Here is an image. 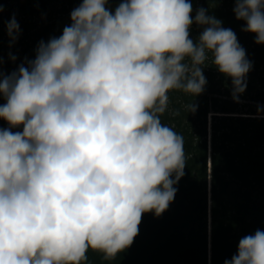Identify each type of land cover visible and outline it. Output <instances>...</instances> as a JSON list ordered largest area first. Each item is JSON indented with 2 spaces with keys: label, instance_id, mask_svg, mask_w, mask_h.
Instances as JSON below:
<instances>
[{
  "label": "clouds",
  "instance_id": "1",
  "mask_svg": "<svg viewBox=\"0 0 264 264\" xmlns=\"http://www.w3.org/2000/svg\"><path fill=\"white\" fill-rule=\"evenodd\" d=\"M108 3L81 0L35 59L0 70L9 125L0 129V264H84L90 249L106 259L124 252L145 213L168 209L184 175L183 137L160 120L168 93L201 95L209 53L231 78L234 102L246 91V51L207 9L193 20L189 0H121L114 11ZM234 3L242 31L264 44V0ZM193 23L203 27L196 42ZM7 30L14 42V16ZM224 264H264V231L242 237Z\"/></svg>",
  "mask_w": 264,
  "mask_h": 264
},
{
  "label": "trees",
  "instance_id": "2",
  "mask_svg": "<svg viewBox=\"0 0 264 264\" xmlns=\"http://www.w3.org/2000/svg\"><path fill=\"white\" fill-rule=\"evenodd\" d=\"M120 2L109 0L107 7L114 11ZM189 2L193 20L196 11L204 8L222 21V27L235 32L252 64L246 91L234 102L231 78L214 67L209 53L202 65L207 84L201 95L168 93V108L160 120L183 137L185 152L184 175L174 185L175 199L159 217L151 212L143 215L139 234L124 252L106 259L90 249L84 264H224L236 254L242 237L264 231V44L255 43L254 33L242 31L246 24L236 19L234 0ZM80 3L0 0V70L8 75L35 59L39 43L62 35ZM13 16L20 29L14 42L7 30ZM189 31L196 42L203 27L193 23ZM193 101L198 106L195 113L186 107ZM4 103L0 97V105ZM7 128L0 119V129ZM22 130V125L11 129Z\"/></svg>",
  "mask_w": 264,
  "mask_h": 264
},
{
  "label": "rangeland",
  "instance_id": "3",
  "mask_svg": "<svg viewBox=\"0 0 264 264\" xmlns=\"http://www.w3.org/2000/svg\"><path fill=\"white\" fill-rule=\"evenodd\" d=\"M209 119H210V117H208V140H209V134H210V129H209Z\"/></svg>",
  "mask_w": 264,
  "mask_h": 264
}]
</instances>
